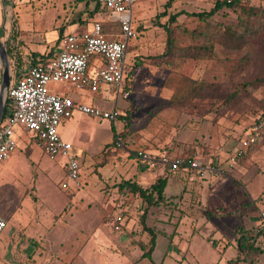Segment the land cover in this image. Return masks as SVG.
Masks as SVG:
<instances>
[{
    "label": "rangeland",
    "instance_id": "obj_1",
    "mask_svg": "<svg viewBox=\"0 0 264 264\" xmlns=\"http://www.w3.org/2000/svg\"><path fill=\"white\" fill-rule=\"evenodd\" d=\"M168 1L136 0L132 7L135 38L128 46L123 84L130 93L128 98H123V92L119 94L115 121L76 113L59 126L61 138L70 144L72 153L81 163L80 185L70 183L72 190L67 191L68 197L73 199L77 192L78 209L75 211L78 221L74 225L85 231L81 233L84 241L88 232H93L97 226L103 230L104 210L100 200L104 185L108 186L109 195L110 189L126 181L136 182L135 178L140 176L141 186L145 188L157 180L158 171L165 169L163 177H175L176 181L165 190L166 203L152 209L146 222L156 234L155 248L150 259H141L138 264H224L236 255L233 240L236 229L242 226L256 229L259 224L256 212L264 206V140H258L251 149L235 156L249 126L264 110V82L257 87L243 88L244 83L264 79V41L252 40L238 50L215 45L212 58L205 60L159 59L164 52L166 34L157 26L156 16L165 11L164 5ZM216 1L220 0H173L166 11L167 14L207 11ZM10 2L2 3L0 38L7 50L12 74L27 68L25 65L32 54L27 39L35 41L38 50L53 51L56 42L51 26L71 21L73 13H76L75 18L82 16L87 20L83 24L88 26L93 22L101 23L107 38L119 39L117 23L106 21L105 12H96L92 17L86 15L80 1L14 0V5ZM244 5L264 8V0H245ZM94 7L95 3H90L89 9ZM239 12L224 8L213 20L235 26ZM4 18L6 28L1 33ZM166 20L167 17L161 18L159 23L164 24ZM203 25L204 22L197 19L178 17L173 26L176 42L186 44V32L201 30ZM1 73L0 63V81ZM110 89L102 88L101 91L108 93ZM232 92L238 94L237 101L231 107L222 108L227 94ZM71 96L104 110L114 106L112 101L103 100L105 94L102 96L101 93L72 90ZM15 134L22 142L30 140L20 128H15ZM114 134H121L119 146L111 145ZM139 151L153 156L166 155L168 159L196 156L205 165H215L219 175L205 180H200L195 172L178 171L179 174L173 175L160 164L151 170L140 171L135 157ZM41 155L35 145L30 159L29 152L25 150L24 154L22 150L14 162H0L1 207H10L11 201L3 187L11 181L8 178L11 174L16 176L12 185L17 190L19 213L27 216L26 212L30 211L33 218L32 209L42 204L37 201L35 187L45 203V210L46 205L57 207L62 204V190L54 183L63 174V160ZM38 157H41L39 168L36 166ZM234 157L235 161L231 162ZM37 178L40 180L35 184ZM182 182L187 183L184 189ZM140 201L139 196L125 191L110 203L113 211L107 215V223L115 232L128 231L131 239H145L146 242L148 236L140 223ZM126 207L129 210L125 211ZM60 220L57 223H63ZM10 221L7 231L12 232L16 245L30 247L21 232L24 227ZM48 247L52 254L61 252L57 244ZM35 249L32 246L29 250H15V255L6 262L0 260V264H31L29 261L37 260L32 257ZM129 260L134 258L131 256ZM258 264H264V256Z\"/></svg>",
    "mask_w": 264,
    "mask_h": 264
},
{
    "label": "built area",
    "instance_id": "obj_2",
    "mask_svg": "<svg viewBox=\"0 0 264 264\" xmlns=\"http://www.w3.org/2000/svg\"><path fill=\"white\" fill-rule=\"evenodd\" d=\"M93 1L106 10L108 22L118 24L119 39L107 38L99 22H93L90 29L66 34L53 58L45 64L28 67L21 71L20 77L14 78L15 82L8 89L9 111L0 126V162L8 160L16 151L15 128H20L23 135L38 142L45 156L63 160L66 180L61 187L64 190L71 188L70 183L80 185L81 164L72 153L70 144L59 136L61 123L76 113L115 121L119 94L123 92V98H128L130 93L123 84L128 46L135 38L132 7L136 0ZM107 87L111 89L105 92L104 98L114 103L111 110L81 103L71 96L72 90L96 94ZM247 133L235 156L251 149L260 140L264 134V116L254 120ZM119 141L121 138L118 137L117 146ZM135 157L141 166L152 169L160 164L170 172H195L200 180L219 175L215 165H205L196 156L168 159L166 155L153 156L139 151ZM234 161L235 157L231 162ZM257 220L259 224L253 231L260 234L258 242L264 246V206L257 212ZM117 221L120 222V218ZM6 225L0 216V234Z\"/></svg>",
    "mask_w": 264,
    "mask_h": 264
},
{
    "label": "crops",
    "instance_id": "obj_3",
    "mask_svg": "<svg viewBox=\"0 0 264 264\" xmlns=\"http://www.w3.org/2000/svg\"><path fill=\"white\" fill-rule=\"evenodd\" d=\"M6 1L7 0H3V1L0 0V19L2 18V13L4 12V6L2 3L3 2L5 3ZM9 1H11L10 5H14V0H9ZM19 1H22V0H19ZM78 1L84 4V10L82 12L90 16L92 10H94L95 7L91 10L89 9V5L90 3L94 1L93 0H90V1L75 0V2H78ZM73 14L74 15L72 16L71 21H68L67 23H63V22L58 23V24L54 23L50 28L52 33L54 34L53 41L56 42V46L54 45L55 47L53 48V55L58 53L60 49V41L66 34H69L71 32H80V31H84V30L91 28V26H88L87 23L83 24L87 20H83L82 16L75 18L74 16L76 15V13H73ZM106 21L108 20L106 19ZM1 27H2L1 33H3V30L5 31V28H6V18H4V20L2 21ZM52 28L53 29L58 28V30H55V29L53 30ZM27 42L32 46V49H31L32 54L29 57L27 64L25 65L28 68L32 65L33 60L35 58L37 57L40 58L41 55L43 54L45 55L46 53L49 54L51 51L49 52V49L48 50L46 49L43 51L38 50V47L35 46V44L33 43L35 41H32L31 38H28ZM7 46H8V41H7ZM127 53H129V48H128ZM52 56H50L49 59L53 58ZM17 74L18 72L16 71L13 74L11 72V75H12L11 84L15 82V79H14L15 77H13V75L16 76ZM0 84H1V81H0ZM98 93H101L102 96H104L105 91L104 92L100 91ZM103 100H104V97H103ZM6 109L9 111V107H7V104H6L5 113L3 115V120L1 124L3 123L7 115ZM59 136L61 138L60 133H59ZM35 145L39 147L42 155L44 156L41 147L39 146L38 142L35 139H30L27 141L25 140L23 142L17 139L16 151L11 155V157L8 160L4 162H6L7 164L14 162L15 160H17L22 150L24 154H25V150L29 152V159H30V156H32V154L35 151ZM37 159H38L37 160L38 163L37 164L35 162L34 163L39 168L40 163H41V157H38ZM61 169L63 170L62 171L63 174L58 178V180L54 184L60 190H62V193H61V195L63 196L62 204L57 207L55 205H51V206L46 205V210H45V207H44L45 203L42 202L40 196L37 193L36 187H35L37 201L42 204L39 205V207L32 209L31 212H33V215H34L33 218L28 213L30 211L26 212L27 216L24 215V213L23 214L19 213V210H18L19 208L17 205L18 203L17 195L18 194H17V190L12 185L16 181V176L12 174L8 175V178H10L11 181L7 183L6 187H3V191L5 190L4 192H6V194L8 195L11 203H10V207H7V208H3L0 206V216L5 219L6 224H7L5 228L6 230L4 229L3 232L0 234V260L2 261L3 259L6 262V260H8L10 256L12 257L13 255L16 254L15 250H23V248H26L27 250H29L32 246L36 248L35 251H33L34 254L32 257L36 258L37 260L34 261L35 263L33 261H29V263L31 264H138L139 260L148 258L144 256L147 251V244L150 239V236L148 234H147L148 236L147 241L145 242V239H144V241L141 240L142 241L141 242L138 239H131L129 236L130 234L126 233L128 231H122V230L121 232L113 231V229L107 223V218H108L107 215L113 211V208L110 207V203H113L115 199L121 197V195H123L125 192V191L120 192L119 187L110 189L111 194L109 195H108L109 188H107L108 187L107 185L106 186L104 185V187L101 189L104 192V195L102 196L100 200L101 207L104 210V216L101 221L103 225L102 227L103 230L102 229L99 230L97 226L96 229L92 230L93 232L91 233L88 232L84 240L85 242L82 240L81 237L83 236H81V233H85V231L83 230L82 227L76 226L77 221H78V218H77L78 214L75 211L78 209V200L76 199L77 192L75 193V196L73 197V199H70L68 197L69 193L67 191L70 190L71 188H69L68 190L62 189L61 184L65 182L66 180L65 171L63 169V162L61 165ZM139 170L144 171V170H151V169H146V167L141 166L139 163ZM164 170L161 169L160 171H158L159 177L164 176L163 174ZM42 172L43 170L39 172V175ZM184 172H186L185 174H188L187 171H184ZM170 173L173 175L179 174L177 172H170ZM44 174L48 175L47 171H45ZM135 179L137 180L136 182L141 186L142 184L140 182V179H141L140 176H138V178H135ZM39 180L40 179L37 178V180L35 181V184L39 183ZM174 181H176L175 177H172V178L168 177L165 190L167 188H171L175 183ZM116 183H119V182H116ZM184 184H187V183L182 182L183 189H184ZM165 190H164V193H165ZM164 193H163V196L165 197V199L168 198V196H166ZM172 196L173 195H171L170 197ZM13 202H15V204ZM68 203H70V205ZM183 203L186 205L187 204L190 205L189 202L188 203L183 202ZM140 204L142 206L141 208L142 213L140 215V223L142 224V220H144V224L146 225V227L152 229L150 225H147L146 222L148 219H150L149 217H151L152 215V209H158V207L145 205L146 203H144L142 199L140 201ZM127 210H129L128 207L125 208V211ZM257 212H256V215H257ZM249 218H250V215H249ZM11 219L15 225L19 227H24L23 231L21 232L24 233L23 238H27L28 242H30L31 244L30 247L26 246V247L20 248L21 246L18 247L16 245L14 241L15 238L11 236L12 232L7 231V226L9 225V222H11L10 221ZM58 220L60 221L63 220V223H57ZM74 222L76 225H74ZM122 224H123L122 225V228H123L125 226V219ZM108 226L111 228L110 230L108 229ZM251 229L253 230L254 228H249L247 230H251ZM25 231H27L26 235H25ZM125 235L128 237L127 239H125L124 237ZM18 238L21 239L19 237V233H18ZM236 238H238V236H235V237L233 236V240L235 241V247H236V255L230 260L236 258L238 254ZM55 244H57L59 249L61 250V252L59 251L60 254H52V252L48 250L49 249L48 246L52 247ZM259 247H260L261 252L256 256L257 262L254 264H258L262 256H264V246L260 245L259 243ZM154 248H155V245H154ZM153 251L151 252V255ZM151 255L149 259L151 258ZM131 256L134 258L133 261L129 260ZM227 261L224 264H227ZM248 262H249L248 259H246L245 261L243 260L240 261L238 264H248Z\"/></svg>",
    "mask_w": 264,
    "mask_h": 264
},
{
    "label": "trees",
    "instance_id": "obj_4",
    "mask_svg": "<svg viewBox=\"0 0 264 264\" xmlns=\"http://www.w3.org/2000/svg\"><path fill=\"white\" fill-rule=\"evenodd\" d=\"M244 1L245 0H230V2L228 3L227 0H220L216 1L213 7H211L207 11L204 10L197 13H187L184 11H180L175 14H167L166 10L167 8L171 7V4L173 2V0H169L164 5L165 11L156 16L157 26L162 28L166 34L164 52L161 57H159V59L167 58L169 60L177 59L181 61L205 60L212 58L214 52L213 48L215 45H220L226 49L238 50L240 48H243L252 40L262 39L264 41V8L244 5ZM95 5L96 6L94 10H92L91 12V17L99 11L106 13V10L99 4ZM224 8L231 11H236L237 9L240 11L235 26L226 25L221 22H214V17L217 16L219 11ZM180 16L197 19L200 22H204L201 30L194 29L192 31L186 32V34L184 35V40H186V38H188V40H186L187 43L184 45H180L176 42V37L174 34L175 29L173 27L176 19ZM165 17H167L165 23H159V20ZM8 53H10L9 49ZM52 55L53 51H51L49 54L46 53L45 55H41L40 58L37 57L38 59L35 58L31 67L39 64H45L47 60H49V57ZM52 57H54V55ZM19 67H17L16 69H19ZM20 76V71L16 76L13 75V77ZM263 82L264 79H256L252 83H244L243 88L244 90H246L249 86L257 87ZM237 98L238 94L236 92L227 94L225 102L222 104V108L233 106L237 101ZM7 107H9V102L7 103ZM7 111L8 110L6 109V114ZM263 116L264 110L261 111V113L255 118V120H257L258 117ZM124 117H126V115ZM126 128L127 125L124 124V130H126ZM121 134H114L111 142L112 146L116 145L117 138H121ZM263 140L264 134H262L260 142H262ZM166 185L167 178L161 176L158 177L153 184L146 188L141 187L137 182L134 181H126L118 185V187L120 192L127 191L136 194L148 206L158 207L166 200L163 196ZM142 225L144 231L147 232V234L150 236L148 242L149 247L147 248V251L144 255L149 258L151 252L154 249L156 235L152 229L146 227V225L144 224V220H142ZM235 236H238V238H236L238 254L236 258L228 260L227 264H238L240 261H245L246 259H248L249 261L248 264L256 263V256L261 252L258 242L260 234H256V232H254L252 229L247 230L242 226L240 229H236V231L234 232V237Z\"/></svg>",
    "mask_w": 264,
    "mask_h": 264
},
{
    "label": "water",
    "instance_id": "obj_5",
    "mask_svg": "<svg viewBox=\"0 0 264 264\" xmlns=\"http://www.w3.org/2000/svg\"><path fill=\"white\" fill-rule=\"evenodd\" d=\"M0 63L2 65L1 84H0V124L3 120L6 104L8 101V89L11 85V69L9 66L6 47L0 38Z\"/></svg>",
    "mask_w": 264,
    "mask_h": 264
}]
</instances>
